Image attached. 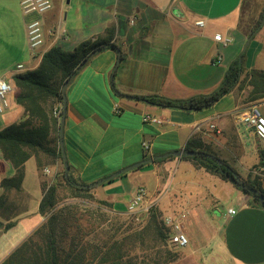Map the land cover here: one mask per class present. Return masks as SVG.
Returning <instances> with one entry per match:
<instances>
[{
  "label": "crops",
  "instance_id": "0c3cea01",
  "mask_svg": "<svg viewBox=\"0 0 264 264\" xmlns=\"http://www.w3.org/2000/svg\"><path fill=\"white\" fill-rule=\"evenodd\" d=\"M20 1L0 0V78L12 84L10 106L0 112V130L24 118L15 76L36 68L52 46L71 50L84 40L106 37L110 29L122 59L114 85L118 53L110 46L73 76L66 89L64 124L69 171L65 173L62 154L43 168L34 156L26 161L21 198L27 210L13 228L23 227L28 219L32 232L40 226L45 192L53 182L70 186L66 175L76 183H93L145 158L185 149L190 141L226 160L243 179L256 177L264 188L259 153L264 140L238 123L249 106H241L237 89L203 110L159 106L115 92L185 99L217 89L247 39L238 28L243 0H53L49 11L30 16L22 13ZM32 17L41 20L44 30V44L37 53L27 40L26 22ZM200 19L203 26L197 24ZM218 33L228 39L226 45L215 38ZM244 63L248 69H264V22L246 49ZM18 64L23 67L17 69ZM252 102L260 107L264 99ZM145 114L161 122H145ZM142 164L86 189L113 210L127 213L137 189L145 187L146 211L155 206L161 219L177 218L189 238L172 264H264V206L252 195L195 158L172 155ZM12 174L0 151V182ZM225 189L233 200L217 214L214 203L223 200Z\"/></svg>",
  "mask_w": 264,
  "mask_h": 264
},
{
  "label": "trees",
  "instance_id": "16d2710c",
  "mask_svg": "<svg viewBox=\"0 0 264 264\" xmlns=\"http://www.w3.org/2000/svg\"><path fill=\"white\" fill-rule=\"evenodd\" d=\"M263 19L264 11L259 13L257 18L251 17L249 19L247 30L242 25L240 27L244 29L246 36H249L260 28ZM112 38L113 31L108 29L106 37L84 40L76 44L71 50H65L58 45L52 46L44 52L36 68L15 76V82L19 87L17 102L24 108V118L0 130V151L2 157L9 162L13 170L12 176L4 177L0 182L3 188V193L0 196V212L17 209L15 198L16 196H21L22 182L25 176V163L30 157L34 156L36 158L40 168L48 164H54L57 159L61 158L59 125L62 112L61 104L63 103L62 86L79 63L94 48L110 43ZM108 47L103 46L102 49ZM245 54L246 51L241 52L237 56L226 70L220 86L208 94H198L185 99H172L158 94L136 95L135 97L164 107L203 110L213 106L224 95L246 81L251 86L250 100L264 98V69L246 68L244 63ZM185 149H197L207 153L208 156L184 155L183 157L195 158L200 165L209 170L219 172L223 177L232 180L240 189L252 195L255 201L262 204L260 195L264 194V188L260 185L257 178L251 179L249 177L248 179H243L230 163L204 149L201 143L197 145L190 141ZM259 153L261 157L260 164L264 165V149H260ZM145 156L147 157V155ZM162 159L165 158H158L156 161ZM65 179L76 190H89L77 187L75 185L76 182L70 175H66ZM246 185L258 189L259 194L256 195L249 192ZM93 198L92 194H86V200L95 201ZM97 202L100 205L107 204L103 201ZM59 203L58 182H53L45 192L39 206V212L46 216V220L34 232L42 239V244L37 243L39 251L31 252L36 258L29 257L25 260L26 257L23 256L25 252L28 254L25 251L27 247L31 249L29 243L32 242V238H29L11 252L2 264H88L89 261L86 259V255L81 251L77 255H73L74 249L72 247H70L72 249L66 255H62L64 248L58 240V231L66 227V225L61 224L63 222L62 218L65 219V217L63 216L64 209L58 208ZM262 205L264 206V204ZM146 214H148L147 224L141 229L134 230L130 237L133 238L132 245H145L146 242H149L152 248L156 247L160 240H166L168 232L162 220H160V211L157 207H150ZM15 223V221L9 222L6 227H12ZM69 227L79 232L81 226L78 227L77 224L76 226L71 224ZM78 232L72 236L73 243L76 238H79ZM124 239L127 238L125 237ZM91 246L96 249L99 247V245ZM104 246H106V250L98 264H140V262L143 264H169L179 257V252L177 253V251L166 253L167 255L159 251L155 254L145 253L137 255L136 260L133 261L131 257H128L129 253L125 250L126 244L123 239H115L108 246L106 243ZM171 248L173 249L174 247L171 245ZM138 258H141V261Z\"/></svg>",
  "mask_w": 264,
  "mask_h": 264
},
{
  "label": "rangeland",
  "instance_id": "374dc122",
  "mask_svg": "<svg viewBox=\"0 0 264 264\" xmlns=\"http://www.w3.org/2000/svg\"><path fill=\"white\" fill-rule=\"evenodd\" d=\"M263 11L264 0H243L240 7L238 28L245 34L244 29L247 30L246 27H248L249 19L251 17H254V19L257 18L258 14ZM241 25L244 27V29L241 28ZM235 89H237V95L240 98L241 106L243 105L244 107H248L252 105L253 102L249 99L251 86L248 85L246 81L241 83ZM263 99L264 98L254 101L258 103ZM262 105L264 104H261L260 107L258 106V108L262 113H264V106ZM236 162H238L237 164H240L239 159H236ZM58 189V198L61 202V205L58 208L64 209L63 216L65 217V219L62 218L63 222H61V224L66 225V227L58 231V240L60 241L61 246L64 248L62 255H66V253L73 248L74 256L81 251L86 255V259L89 261L88 264H98L101 256L106 250V246H104L105 243L108 246V244L110 242L112 243L115 239L124 240L126 244L125 250L128 251V257H131L133 261L136 260L137 255L145 253L155 254L159 251H162L164 255L166 253H172L175 251L178 253V249L180 248H175L170 243V228H167L164 219L161 218L160 220H162L163 225L168 232V237H166V240H160V242L157 243V246L152 248L149 242H146L145 245H132L133 238L130 237L132 232L136 229H141L147 224L148 214L144 213L143 211H148H146L145 208L137 212H129L128 210L127 213H120L113 210L108 204H98V200L95 198H93L95 201L92 202L86 200V194H91L89 191H79L76 190L73 185H64V183L62 184V187H58ZM21 197L22 196H20V198ZM232 200V192L225 189L223 192V200L214 203V211L217 214L219 211L225 212L229 205V201ZM23 201L24 198H21L20 201L17 200V209L14 208L8 212H0V264H2V262L8 258L11 252H13L29 238H32V242L29 243L31 249L29 247L25 249V251L28 252V254L26 252L23 254V256L26 257L25 260H27L29 257L33 259L36 258V256H34L31 252H38L39 249L37 248V243L42 244V239L40 236L34 233L39 226L32 232L33 226L30 224L29 219L22 222L23 227H6L9 222L15 221L16 224H18V221H20V214L27 210L22 207V204H24ZM44 217L45 219L43 222L46 220V216ZM71 224L75 226L77 224L78 227L81 226L82 228L80 227V231L78 232V230L76 231V229L69 227ZM76 232H78L79 238H76L73 243L72 236H74ZM125 237L127 239H124ZM91 245H99V247L96 249ZM171 245L174 247L173 249L171 248ZM140 257L142 258V256ZM141 258H138V260L141 261ZM172 263H174V261L170 262L169 264ZM140 264L143 263L140 262ZM222 264L226 263L224 262Z\"/></svg>",
  "mask_w": 264,
  "mask_h": 264
},
{
  "label": "built area",
  "instance_id": "2783aa9c",
  "mask_svg": "<svg viewBox=\"0 0 264 264\" xmlns=\"http://www.w3.org/2000/svg\"><path fill=\"white\" fill-rule=\"evenodd\" d=\"M21 11L24 15H39L49 11L53 7V0H21ZM204 20L200 19L197 24L204 25ZM27 40L29 49L32 53H37L44 44V30L41 20L38 17H32L26 22ZM217 40L222 41L224 45L228 43V39L222 38L218 33L215 35ZM23 67V64H18L17 69ZM12 90V84L5 78H0V112H3L10 106V101L7 95ZM58 113V111H56ZM61 116V115H60ZM145 122L159 123L161 119L151 115L145 114L143 116ZM238 123L242 126L249 127L253 133L264 140V116L259 110L257 104L250 105L245 111L240 113ZM143 147L148 149L150 144L146 141L143 142ZM48 173L50 169L45 168ZM147 195V189L145 187H139L129 202V212H137L144 208V200ZM145 210H147L145 208ZM230 213H235L234 209H229ZM164 222L167 227L170 228V243L175 248H182L189 244V238L182 230V226L177 218L167 216L164 218Z\"/></svg>",
  "mask_w": 264,
  "mask_h": 264
},
{
  "label": "water",
  "instance_id": "95a60500",
  "mask_svg": "<svg viewBox=\"0 0 264 264\" xmlns=\"http://www.w3.org/2000/svg\"><path fill=\"white\" fill-rule=\"evenodd\" d=\"M264 22V20L262 21ZM256 33V31H254L253 33H251L245 43H244V46L242 48V51L241 52H245L246 49L248 48V45L252 39V37L254 36V34ZM103 46H110V47H114L116 48L117 50V53H118V56H117V61H116V64H115V67L113 69V73H112V85H114V81H113V78H114V74H115V71L122 59V52L121 50L113 43V42H110V43H107L105 45H101L99 47H96L94 48L80 63L79 65L75 68L74 72L67 78V80L64 82L63 86H62V93H63V103H62V112H61V117H60V125H59V145H60V150H61V153H62V158H63V163H64V167H65V173L67 174L68 171H69V163H68V159H67V155H66V151H65V148H64V124H65V118H66V109H67V97H66V89L70 83V81L72 80L73 76L75 75V73L80 70L96 53H98ZM115 92L118 94V95H121V96H124V97H128V98H136L135 96H132V95H127V94H123V93H120L118 92L116 89H115ZM170 155H175V156H208L207 153H204L203 151L201 150H197V149H179V150H173V151H168L166 153H161V154H158V155H155V156H151V157H148V158H145L141 161H138L132 165H129L127 167H124L118 171H116L115 173L107 176V177H104V178H101L93 183H88V184H82V183H76V186L78 187H84V188H91V187H94L96 185H99L100 183L104 182L106 179H112L116 176H118L119 174L121 173H124V172H127L128 170H131V169H134V168H138L142 163H146V162H153L155 159H158V158H165V157H168ZM246 187L249 189V192L251 193H254V194H259V191L258 189H256L255 187H252L250 185H246ZM260 201L262 204H264V194L260 195Z\"/></svg>",
  "mask_w": 264,
  "mask_h": 264
}]
</instances>
